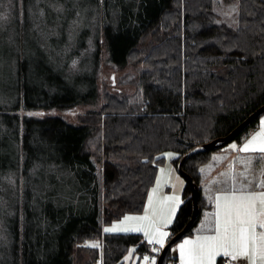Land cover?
<instances>
[{
    "label": "trees",
    "instance_id": "trees-1",
    "mask_svg": "<svg viewBox=\"0 0 264 264\" xmlns=\"http://www.w3.org/2000/svg\"><path fill=\"white\" fill-rule=\"evenodd\" d=\"M106 1H94L96 28L85 40L84 53L75 47L67 54L65 80L62 68L36 72V62L30 61L29 72L25 51L15 52V100L0 105V119L8 120L13 131L22 168L16 179L35 165L57 174L64 189L49 195L60 205L45 204L38 211L43 229H59L53 249L37 252L30 237L38 231L31 230L22 199L13 205L11 243L0 264H122L130 246L139 255L149 252L139 234H105L102 223L142 210L162 152L177 154L176 167L184 153L228 134L264 104V0H133L115 31ZM234 6L238 11H232ZM104 50L108 62L119 68L134 56L137 77L124 82L135 84L132 94L97 90ZM77 105L90 109L76 122L48 113ZM218 150L194 154L183 163L199 189V214L186 235L209 208L199 187L200 168ZM77 200L86 210L73 206ZM191 209L185 183L168 239L186 224ZM90 240L100 247H88ZM170 248L162 264L170 259Z\"/></svg>",
    "mask_w": 264,
    "mask_h": 264
},
{
    "label": "rangeland",
    "instance_id": "rangeland-1",
    "mask_svg": "<svg viewBox=\"0 0 264 264\" xmlns=\"http://www.w3.org/2000/svg\"><path fill=\"white\" fill-rule=\"evenodd\" d=\"M94 1L3 0L2 5H0V11H3L7 19L0 22V105L10 106L15 100L16 50L25 51L24 55L29 63L27 65L29 72H32L31 62H36V72H52L62 68V76L65 80V77H67V72L65 71L67 54L75 47H77L80 55L84 53L85 40L91 37L92 32L96 28L97 24L93 19L94 15L91 14ZM133 2V0L106 1V7L111 6L107 10L114 17L113 22L110 24L113 31L123 24L127 11L131 9ZM78 42H81V44H77ZM38 54L44 55L45 58L37 57ZM99 58V66L95 78L98 91L102 93L105 91L112 93L120 91L127 95L136 91L134 83H124L125 80H134L137 77L136 68L132 64L135 59L134 56L130 58L128 64L121 68L108 62L105 50L101 52ZM73 64L71 70L75 67V63ZM100 103H102V100L99 101L98 105ZM89 107L77 105L66 111L49 110L48 113L60 114L69 122H76L77 116L89 110ZM249 132L251 130L243 135L242 138L247 136ZM12 139L13 131L10 122L6 119H3V121L0 119V256L7 252L11 243L12 230L15 224L13 205L19 201L21 204L23 202L22 199H25L27 209L30 211L28 217L31 223V230L36 228L38 231L36 235L32 234L30 240L37 244L36 250L42 254L43 249L45 252L53 249V244L59 237V229H43L42 225L44 223L38 218V211L43 210L45 204L60 205L55 199H51L49 195L54 191L63 192L62 179L53 171L48 172L46 168L35 167V165L27 169V175L18 176V179H16V173L19 174L22 168L20 160L18 163V158L14 152ZM232 144H236V140L231 141L218 151L228 149ZM91 147L93 148V145ZM168 153L173 154L172 158L168 157ZM160 155L162 159L157 166L154 182L148 190L142 210L140 212L124 213L114 220L103 222V233H105L103 231L104 228L111 227L114 223H119L126 215L141 216L144 214V210L148 206V198L152 195V189L156 187L157 179L161 178L160 169H164V173L161 185L156 193L157 199L176 195L182 201L185 180L179 175L174 165V158L177 154L172 150H165ZM56 170L59 175H64L60 168ZM174 176L182 182L180 192L175 189ZM73 206L80 211L86 210L80 200L75 201ZM61 225L65 226V220L61 222ZM168 228L165 230L168 231ZM105 234H139L140 242L148 245L143 233L120 232ZM188 238L183 237L180 241L174 243L172 247L178 246L183 240ZM91 243L98 242L90 240L85 244L89 245ZM156 246L160 251L159 245ZM132 249H136V246L129 247L121 259L122 264H144V256H148L150 261L154 259L156 264L159 251H151V253L146 252L143 255H139L136 251L133 252ZM126 257L129 258L125 259ZM84 258L85 256L81 260L83 261ZM95 264H101V261Z\"/></svg>",
    "mask_w": 264,
    "mask_h": 264
},
{
    "label": "snow or ice",
    "instance_id": "snow-or-ice-1",
    "mask_svg": "<svg viewBox=\"0 0 264 264\" xmlns=\"http://www.w3.org/2000/svg\"><path fill=\"white\" fill-rule=\"evenodd\" d=\"M2 3L3 0H0V5ZM232 11H238V8L234 6ZM6 19L7 16L0 11V22ZM260 129L241 147L238 148L236 144L230 147L233 151L259 154L256 157L257 167L259 175L264 177V119L260 122ZM167 155L169 158L173 156L172 153ZM245 163V171L238 175L222 174L229 176L231 184L215 195V211L209 214L204 234L185 239L178 245L180 264H217L218 257L228 258V264H264V179L248 178L253 164L252 156ZM160 172L161 178L157 179L156 187L152 189L144 214L126 215L119 223L104 228L105 233H143L148 244L159 245L160 249L165 247L169 237L165 229L173 223L182 201L176 195L157 199L164 169H160ZM87 246L100 247L98 243ZM152 251L159 249L153 248ZM143 261L144 264H155V260L150 261L148 256H144Z\"/></svg>",
    "mask_w": 264,
    "mask_h": 264
},
{
    "label": "crops",
    "instance_id": "crops-1",
    "mask_svg": "<svg viewBox=\"0 0 264 264\" xmlns=\"http://www.w3.org/2000/svg\"><path fill=\"white\" fill-rule=\"evenodd\" d=\"M262 119H264V113L259 116V120L257 122L256 127L252 129L251 132L247 134V136H245L244 138H240L239 140H236V145L238 148L241 147L243 143L246 142L247 139H250L254 134H256L261 130L260 122ZM258 155L259 154L233 151L231 147L222 151L213 152L210 155L209 160L200 168V181H199V187L201 193L203 197L206 199V203L209 204V208L203 211L196 226L193 228L192 233L184 237H189L188 239H194L196 235L204 234L205 231L204 226L206 224V221L210 219L209 214L215 211V204H214L215 195L217 194L218 191L228 188L231 184V180L229 179V176L222 174L230 173L232 175H238L239 173L244 172L246 167L245 162L249 156H252L253 164L251 170L248 173V178L249 179L255 178L257 180L264 179V177L259 175V169L257 167V161H256V157ZM174 181L176 184L175 189L177 190V192H180L182 187L181 180H179L178 178H176V176H174ZM174 247H171L170 256L176 261V264H180L178 246H176L175 248ZM220 258L221 257L217 258V264H219ZM238 264H240V262H238Z\"/></svg>",
    "mask_w": 264,
    "mask_h": 264
},
{
    "label": "water",
    "instance_id": "water-1",
    "mask_svg": "<svg viewBox=\"0 0 264 264\" xmlns=\"http://www.w3.org/2000/svg\"><path fill=\"white\" fill-rule=\"evenodd\" d=\"M264 113V104L253 111L247 118H245L241 123H239L235 128H233L228 134L220 137H216L206 143L200 144L187 151L182 155L179 161L176 164V169L179 175L185 180V183L189 185L190 188V201L192 204L191 215L186 222V224L173 236H171L165 243V247L159 251L157 256L156 264H162L164 257L166 255L167 250L181 238H183L189 229L192 226L193 221L198 217L199 214V206H198V197H199V189L197 184L192 180V178L185 173L182 166L183 163L192 155L207 151H213L216 149H220L233 141L235 137L241 133V131L249 125L255 118L259 117Z\"/></svg>",
    "mask_w": 264,
    "mask_h": 264
},
{
    "label": "built area",
    "instance_id": "built-area-1",
    "mask_svg": "<svg viewBox=\"0 0 264 264\" xmlns=\"http://www.w3.org/2000/svg\"><path fill=\"white\" fill-rule=\"evenodd\" d=\"M153 248H157V246L152 245V244L147 245V249H148L149 253H151ZM167 264H176V261L170 257V259H168V261H167ZM220 264H228V258L221 257L220 258Z\"/></svg>",
    "mask_w": 264,
    "mask_h": 264
}]
</instances>
